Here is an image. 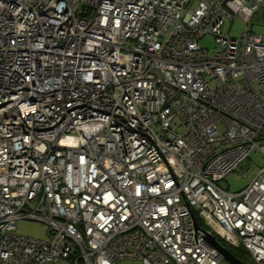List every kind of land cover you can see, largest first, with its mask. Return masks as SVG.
<instances>
[{
    "label": "built area",
    "instance_id": "1",
    "mask_svg": "<svg viewBox=\"0 0 264 264\" xmlns=\"http://www.w3.org/2000/svg\"><path fill=\"white\" fill-rule=\"evenodd\" d=\"M259 14L264 0H0V264H233L194 220L264 264V164L218 185L264 155V33L222 30Z\"/></svg>",
    "mask_w": 264,
    "mask_h": 264
},
{
    "label": "rangeland",
    "instance_id": "2",
    "mask_svg": "<svg viewBox=\"0 0 264 264\" xmlns=\"http://www.w3.org/2000/svg\"><path fill=\"white\" fill-rule=\"evenodd\" d=\"M263 23L262 15L259 14L257 18L252 19L249 23L243 22L240 19H234L231 23L226 21L222 27L223 32L228 33L232 37H239L247 30H254L264 33V27H258ZM202 44L207 48H212L213 41L211 38L201 40ZM264 164V155L258 150L254 149L249 154V157L243 161L239 167L233 172L228 179H223L218 182V185L230 192L239 191L253 178L255 173ZM16 227L22 235L46 239L47 226L45 223L38 220L19 219ZM119 264H140L136 260H123ZM245 264H255L252 260L245 262Z\"/></svg>",
    "mask_w": 264,
    "mask_h": 264
},
{
    "label": "water",
    "instance_id": "3",
    "mask_svg": "<svg viewBox=\"0 0 264 264\" xmlns=\"http://www.w3.org/2000/svg\"><path fill=\"white\" fill-rule=\"evenodd\" d=\"M195 229L204 233L205 242L212 248H214L222 257L233 263V264H243L226 246H224L214 235L210 234L203 228H201L197 222L194 220Z\"/></svg>",
    "mask_w": 264,
    "mask_h": 264
},
{
    "label": "trees",
    "instance_id": "4",
    "mask_svg": "<svg viewBox=\"0 0 264 264\" xmlns=\"http://www.w3.org/2000/svg\"><path fill=\"white\" fill-rule=\"evenodd\" d=\"M199 223H200L201 226H203V224H201L200 221H199ZM219 241L222 242L221 240H219ZM229 249L240 261L245 263V262L250 260L248 253L242 247H236V248L235 247H230Z\"/></svg>",
    "mask_w": 264,
    "mask_h": 264
}]
</instances>
